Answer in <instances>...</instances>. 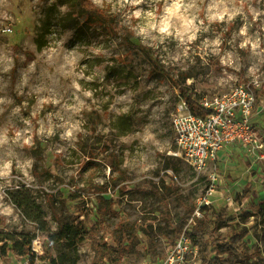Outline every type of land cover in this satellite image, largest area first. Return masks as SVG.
<instances>
[{"label":"rangeland","instance_id":"374dc122","mask_svg":"<svg viewBox=\"0 0 264 264\" xmlns=\"http://www.w3.org/2000/svg\"><path fill=\"white\" fill-rule=\"evenodd\" d=\"M92 1L109 5L116 31L78 30L74 0H0V227L34 235L56 264H92L88 235L49 236L54 213L99 239L137 222L135 252L102 263L155 260L192 231L195 202L215 173L201 217L208 232L189 263L264 264V150L233 145L200 171L169 155L174 80L199 100L259 81L251 127L264 145V0ZM122 29L151 49L159 73L122 42ZM22 196L40 205L44 230L12 202Z\"/></svg>","mask_w":264,"mask_h":264},{"label":"built area","instance_id":"2783aa9c","mask_svg":"<svg viewBox=\"0 0 264 264\" xmlns=\"http://www.w3.org/2000/svg\"><path fill=\"white\" fill-rule=\"evenodd\" d=\"M4 31L9 32L11 29L5 27ZM259 89V81L249 80L235 85L232 91L224 96L202 98L198 100L199 105L209 110L203 115L193 113L186 102L179 98L171 119L175 149L169 151V155L183 159L195 170L200 171L210 163L216 162L220 152L233 145L241 146L248 153L258 149L264 150L261 139L251 127L252 111ZM215 178V173L211 174L210 184L195 202L187 225L193 226L196 219H201L206 207L211 205ZM35 241H39L38 247L35 246ZM197 246L189 231L183 229L162 257L148 259L139 264H190L189 257L197 252ZM8 255L12 256L13 264H47L39 239L32 241L29 254Z\"/></svg>","mask_w":264,"mask_h":264},{"label":"trees","instance_id":"16d2710c","mask_svg":"<svg viewBox=\"0 0 264 264\" xmlns=\"http://www.w3.org/2000/svg\"><path fill=\"white\" fill-rule=\"evenodd\" d=\"M76 10L82 19H74L73 25L79 30L82 28H92L99 26L106 33L116 31V20L110 13L111 8L109 5L98 6L92 0H74ZM120 37L122 42L128 45L132 49L139 51L147 60L149 65L153 68L154 73H159L160 65L159 59L154 55L151 49L140 42L138 38L128 33L125 29L120 30ZM175 87L179 89V98H182L188 108L195 114L203 115L209 110L203 109L199 103L198 98L193 94L184 89L180 82L173 81ZM12 202L21 210L23 216L29 221L38 224L41 230L45 229V214L42 211L40 205L32 200L30 197L22 196L13 198ZM101 204V203H100ZM258 212L260 216L264 218V198L259 201ZM53 217L57 221V230L51 233L49 236H57L59 239H65L68 241L69 238L76 235H88L90 237L92 249L95 252L94 260L92 264H103L102 259L107 258L111 263L120 262L129 252H135L136 246L138 245L137 232L141 229V225L137 222L123 223L116 230H106L101 238H96L95 231L86 229L85 226L78 227V229L70 227L56 215ZM2 219L0 217V226ZM192 231L189 234L192 236L193 241L196 244H200L203 240L204 235L208 232L205 220L203 218L196 219L193 224ZM111 236L115 246H108L105 237ZM34 239V235L26 236L20 235L16 237L13 233L4 230L0 227V257H5L10 253L15 255H25L31 252V245ZM112 255V257H111ZM47 264H56L53 257H50L48 253L44 254ZM50 258V259H49ZM202 264H225V259L217 256L207 258L203 257Z\"/></svg>","mask_w":264,"mask_h":264},{"label":"bare ground","instance_id":"6f19581e","mask_svg":"<svg viewBox=\"0 0 264 264\" xmlns=\"http://www.w3.org/2000/svg\"><path fill=\"white\" fill-rule=\"evenodd\" d=\"M35 246H36V247L39 246V241H35Z\"/></svg>","mask_w":264,"mask_h":264},{"label":"crops","instance_id":"0c3cea01","mask_svg":"<svg viewBox=\"0 0 264 264\" xmlns=\"http://www.w3.org/2000/svg\"><path fill=\"white\" fill-rule=\"evenodd\" d=\"M224 151V150H223ZM223 151H221V152H223ZM221 152H220V154H221ZM220 154H219V157H220Z\"/></svg>","mask_w":264,"mask_h":264}]
</instances>
